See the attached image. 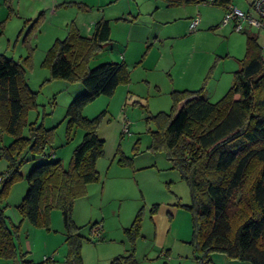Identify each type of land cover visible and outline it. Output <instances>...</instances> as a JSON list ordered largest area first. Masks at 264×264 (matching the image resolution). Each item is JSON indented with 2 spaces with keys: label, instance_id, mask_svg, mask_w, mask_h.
Returning a JSON list of instances; mask_svg holds the SVG:
<instances>
[{
  "label": "rangeland",
  "instance_id": "1",
  "mask_svg": "<svg viewBox=\"0 0 264 264\" xmlns=\"http://www.w3.org/2000/svg\"><path fill=\"white\" fill-rule=\"evenodd\" d=\"M39 3V0H0V53L19 62L30 56V64L24 66L25 76L36 92V106L28 110L27 122L54 126L48 154L34 159L27 155L28 159L19 167V175L7 188L4 201L7 221L19 223L21 219L17 204L26 191L25 176L31 167L56 159L66 166L83 134L81 128L75 127L67 140L65 110L85 88L78 81L50 79L49 70L42 65L45 52L56 38L65 36L70 20L77 21L80 28L77 19L81 16L104 17L109 19L111 39L89 59V65L124 60L129 80L120 83L111 95L101 94L83 108L86 117L101 111L105 114L98 128L99 137L104 139V154L96 163L99 180L87 185L86 194L76 199L73 209V219L83 236L82 264H112L115 256L127 252L131 240L125 228L130 227L138 210L141 217L139 233L133 242L135 264H197L189 243L190 214L177 205L178 201L189 203L188 186L177 171L169 168L163 151L148 147L154 127L146 118L169 110L172 90L203 87L210 101L218 99L232 84L234 71L240 67L244 32L219 31L221 25L210 29L198 25L190 31L182 10L192 4L86 0L85 9L76 5H62L54 11L39 9L35 17L42 12L43 23L25 41L29 8ZM248 29L254 31L252 26ZM125 122L128 131L123 132ZM22 133L28 135L27 126ZM12 139V135L0 131V145H7ZM121 154L131 158L130 164L117 162ZM149 164L155 167H143ZM6 166L7 161L0 159V175L4 172L6 176ZM154 204L158 207L151 214ZM99 222L100 228L94 234L91 226ZM64 237L61 211L53 208L48 228L22 220L18 243L22 252H26V259L34 264H41L47 257L45 264H64L67 251ZM6 262L9 261L0 259V264ZM209 264L252 263L213 252Z\"/></svg>",
  "mask_w": 264,
  "mask_h": 264
},
{
  "label": "trees",
  "instance_id": "2",
  "mask_svg": "<svg viewBox=\"0 0 264 264\" xmlns=\"http://www.w3.org/2000/svg\"><path fill=\"white\" fill-rule=\"evenodd\" d=\"M163 1L167 6H222L224 14L231 4L229 0ZM61 5L86 8L75 1ZM43 19L40 12L34 19L25 20L30 23L25 41L40 28ZM246 26L252 25L244 24L241 29L245 49L240 67L234 71L232 84L218 99L210 101L203 87L172 90L169 110L146 118L154 127L148 147L163 151L169 168L177 171L188 186L189 203L178 201L177 205L190 214L189 243L197 264H209L213 252L264 264V46L259 43L257 32ZM110 33L109 19L99 17L89 35L82 33L72 19L67 23L65 36L56 38L45 52L42 65L49 70L50 79L78 81L85 88L65 110L67 140L75 127L81 128L83 134L66 166L59 159L46 160L28 171L27 188L17 204L19 223L7 221V188L19 175L27 155L34 159L48 154L54 126L27 122L28 110L36 106V92L25 76L24 66L30 64V56L19 62L0 53V131L13 136L9 144L0 145V159L7 161L6 176L4 172L0 175V259L9 261L3 264H34L26 259V252L18 243L20 224L26 219L35 226L48 228L53 208L61 211L67 247L64 264H82L83 236L73 219V209L76 199L86 194L87 185L99 180L96 163L104 154V139L99 137L98 128L105 114L101 111L86 117L83 108L101 94L111 95L120 83L129 80L124 60L89 65V59L111 39ZM29 47L28 44L31 54ZM25 126L28 135L22 133ZM130 161L124 154L117 159L120 165ZM157 207L154 204L150 213H156ZM140 217L138 210L130 227L125 228L131 246L115 256L112 264H135L133 242L139 233ZM99 223H93L91 229ZM48 260L49 257L45 258L44 264Z\"/></svg>",
  "mask_w": 264,
  "mask_h": 264
},
{
  "label": "crops",
  "instance_id": "3",
  "mask_svg": "<svg viewBox=\"0 0 264 264\" xmlns=\"http://www.w3.org/2000/svg\"><path fill=\"white\" fill-rule=\"evenodd\" d=\"M40 3L42 4H38L36 7H31L29 8V15H27V19H33L35 17V14L37 13V11L41 8H43L44 10H51L53 9L56 10L59 6H62L61 3L63 2H68V1H75V2H82V3H86V0H81V1H77V0H39ZM229 2L234 5L237 6L238 8H240L241 10L250 13L252 15H255V11L253 9V5L252 2L253 0H229ZM192 7V8H190ZM224 10L225 8L222 6H215V5H211V4H196L193 6H188L186 8H184L182 10L183 12V16H185L186 18H188V21L196 14L199 13L200 15V23L199 25H203L205 27L213 28L214 26H219L222 20V17L224 15ZM88 17V18H87ZM99 17H95V16H91L89 17L88 15L85 17L81 16V18H78L77 20L80 23V25L82 27L81 30L83 32H85L86 35L90 34L91 28L94 24V22L98 19ZM104 18V17H103ZM79 25V24H78ZM232 23H228L224 26H221L219 28V31H229L232 30ZM253 26V25H252ZM254 31L257 32L258 35V41L259 43L264 46V29H258L257 27L253 26ZM218 29V28H217ZM243 47V46H242ZM152 166L151 168L155 167V165L149 164V165H145L143 167H149ZM142 167V168H143ZM149 168V169H151ZM163 250V248H162Z\"/></svg>",
  "mask_w": 264,
  "mask_h": 264
},
{
  "label": "built area",
  "instance_id": "4",
  "mask_svg": "<svg viewBox=\"0 0 264 264\" xmlns=\"http://www.w3.org/2000/svg\"><path fill=\"white\" fill-rule=\"evenodd\" d=\"M252 7L255 11V15L244 12L240 8L229 4L227 5L226 12L222 18L221 24L225 25L229 22L233 23V29L235 31H241L244 24H249L257 27L258 29H264V0H253ZM199 15H195L190 19L188 28L190 31L195 30L199 24ZM128 123L125 122L123 126V132L128 131ZM101 223L92 228V232L95 234L99 230Z\"/></svg>",
  "mask_w": 264,
  "mask_h": 264
}]
</instances>
